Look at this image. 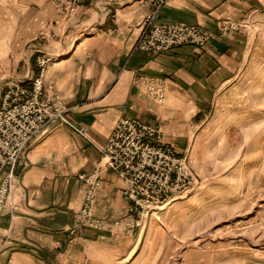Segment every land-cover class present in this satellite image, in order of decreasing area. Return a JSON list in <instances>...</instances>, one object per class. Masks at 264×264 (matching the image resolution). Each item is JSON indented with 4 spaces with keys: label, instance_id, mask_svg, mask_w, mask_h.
Returning a JSON list of instances; mask_svg holds the SVG:
<instances>
[{
    "label": "crops",
    "instance_id": "1",
    "mask_svg": "<svg viewBox=\"0 0 264 264\" xmlns=\"http://www.w3.org/2000/svg\"><path fill=\"white\" fill-rule=\"evenodd\" d=\"M150 12L148 0L85 4L68 24L60 49L39 38L57 18L50 0H0V97L9 85L36 73L31 58L35 52L56 47L65 55L50 66L46 90L58 95L68 108V121L86 127L89 137L60 123L27 147L16 169L13 199L18 208L11 212L7 205L0 217V264L141 262V238L133 246L121 233L85 230L73 238L66 231L76 223L84 199L86 186L78 176L94 169L100 148L121 117L161 128L165 142L196 164L209 158L210 134L219 131L215 118L234 97L246 64V33L214 38L204 47L186 44L157 55H132ZM227 19L259 22L264 0H169L157 16L161 23L187 22L215 33ZM139 75L168 80L163 104L134 85ZM7 173L0 174V186ZM122 190V180L106 170L95 203L98 217L116 220L127 214Z\"/></svg>",
    "mask_w": 264,
    "mask_h": 264
},
{
    "label": "built area",
    "instance_id": "2",
    "mask_svg": "<svg viewBox=\"0 0 264 264\" xmlns=\"http://www.w3.org/2000/svg\"><path fill=\"white\" fill-rule=\"evenodd\" d=\"M101 1L50 0L57 18L41 38L48 46L65 44L63 35L67 33V22L83 5ZM168 1L148 0L151 12L142 21L132 55L136 52L157 55L186 44L204 47L215 37L231 38L239 29L237 22L228 19L223 21L219 34L187 22H158L157 16ZM70 45L74 46V42ZM63 55V52L58 54L52 50L35 52L36 73L28 78L30 85L23 80L18 81L0 97V174L8 171L0 186V217L7 205L11 212L18 208L13 199L16 169L34 140L49 127L60 123L73 126L78 134L89 139L87 128L71 124L66 117L68 108L56 93H48L45 87L50 66ZM134 85L153 100L165 102L168 92L166 78L139 75ZM106 170L113 171L122 180L123 197L129 203L127 215L116 220L101 218L95 213L97 194ZM78 177L86 189L76 223L66 230L73 238L84 229L127 233L144 227L151 216L159 213L169 202L187 196L196 184V176L187 157L180 156L165 142V133L132 116L118 120L106 144L100 148L94 169Z\"/></svg>",
    "mask_w": 264,
    "mask_h": 264
},
{
    "label": "rangeland",
    "instance_id": "3",
    "mask_svg": "<svg viewBox=\"0 0 264 264\" xmlns=\"http://www.w3.org/2000/svg\"><path fill=\"white\" fill-rule=\"evenodd\" d=\"M237 23L235 34L246 33L243 41L248 57L234 97L223 105L221 117L215 118L219 131L210 134L209 158L196 164L170 145L190 161L196 176L193 190L169 202L144 227L127 233L100 231L121 233L133 240V246L141 238L139 264H264V19ZM22 80L28 85L27 78Z\"/></svg>",
    "mask_w": 264,
    "mask_h": 264
},
{
    "label": "bare ground",
    "instance_id": "4",
    "mask_svg": "<svg viewBox=\"0 0 264 264\" xmlns=\"http://www.w3.org/2000/svg\"><path fill=\"white\" fill-rule=\"evenodd\" d=\"M163 209V208H162Z\"/></svg>",
    "mask_w": 264,
    "mask_h": 264
}]
</instances>
